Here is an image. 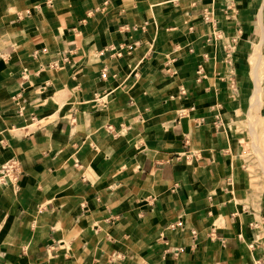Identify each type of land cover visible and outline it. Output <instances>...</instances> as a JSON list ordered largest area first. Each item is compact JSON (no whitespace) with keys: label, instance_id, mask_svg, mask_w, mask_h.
Here are the masks:
<instances>
[{"label":"crops","instance_id":"1","mask_svg":"<svg viewBox=\"0 0 264 264\" xmlns=\"http://www.w3.org/2000/svg\"><path fill=\"white\" fill-rule=\"evenodd\" d=\"M258 87L264 0H0V264H264Z\"/></svg>","mask_w":264,"mask_h":264},{"label":"rangeland","instance_id":"2","mask_svg":"<svg viewBox=\"0 0 264 264\" xmlns=\"http://www.w3.org/2000/svg\"><path fill=\"white\" fill-rule=\"evenodd\" d=\"M261 100L264 101V94H261ZM262 109V108H261ZM249 108L244 113H239L240 121L236 124V132L241 136V151L245 164V172L249 178V188L253 193L264 197V162L261 160L255 150V144L260 146L264 153V111L253 116L248 115ZM254 127L255 134H251L250 127Z\"/></svg>","mask_w":264,"mask_h":264},{"label":"bare ground","instance_id":"3","mask_svg":"<svg viewBox=\"0 0 264 264\" xmlns=\"http://www.w3.org/2000/svg\"><path fill=\"white\" fill-rule=\"evenodd\" d=\"M260 95H261V88L260 87H258L257 89H256V94H255V102H258L259 100H260ZM261 158H262V160L264 161V154H261Z\"/></svg>","mask_w":264,"mask_h":264}]
</instances>
